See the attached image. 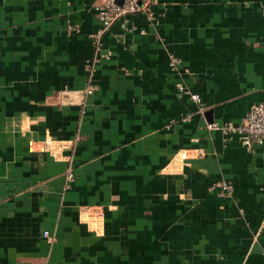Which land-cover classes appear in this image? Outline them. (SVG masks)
Returning a JSON list of instances; mask_svg holds the SVG:
<instances>
[{
    "label": "crops",
    "instance_id": "1",
    "mask_svg": "<svg viewBox=\"0 0 264 264\" xmlns=\"http://www.w3.org/2000/svg\"><path fill=\"white\" fill-rule=\"evenodd\" d=\"M99 1L0 0V264H264V0Z\"/></svg>",
    "mask_w": 264,
    "mask_h": 264
},
{
    "label": "built area",
    "instance_id": "2",
    "mask_svg": "<svg viewBox=\"0 0 264 264\" xmlns=\"http://www.w3.org/2000/svg\"><path fill=\"white\" fill-rule=\"evenodd\" d=\"M154 3L155 0H121L119 4H117L115 0H100L93 7L98 23L95 32L97 39L100 35L108 31L114 22L117 20H125L127 15L144 13L149 21L154 22ZM171 63H175V60L171 59L170 64ZM176 89L179 92H187L182 84H176ZM88 92L89 89L87 88L85 93L87 94ZM189 97L196 102L198 108L202 110L203 106L199 101L198 94L190 93ZM57 98L61 104L80 100L79 95L74 91L59 92ZM206 128L208 130L218 129L223 134L234 133L246 148H252L254 144H258L264 139V99L251 104L238 125L234 126L230 123H207ZM71 177V171L67 170L66 179L70 180ZM225 188H229V186L225 185ZM43 236H46V232H43Z\"/></svg>",
    "mask_w": 264,
    "mask_h": 264
},
{
    "label": "water",
    "instance_id": "3",
    "mask_svg": "<svg viewBox=\"0 0 264 264\" xmlns=\"http://www.w3.org/2000/svg\"><path fill=\"white\" fill-rule=\"evenodd\" d=\"M115 2H116L117 4H119V3L121 2V0H115ZM206 114H210V111H208ZM209 121H210V119H209Z\"/></svg>",
    "mask_w": 264,
    "mask_h": 264
}]
</instances>
